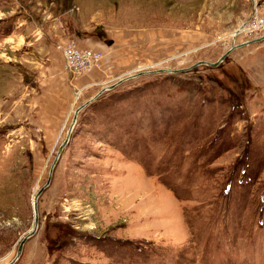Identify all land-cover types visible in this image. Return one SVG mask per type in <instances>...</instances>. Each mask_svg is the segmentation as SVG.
<instances>
[{
  "label": "rangeland",
  "instance_id": "374dc122",
  "mask_svg": "<svg viewBox=\"0 0 264 264\" xmlns=\"http://www.w3.org/2000/svg\"><path fill=\"white\" fill-rule=\"evenodd\" d=\"M257 18L264 0H0V264L80 105L11 264H264V39L238 45Z\"/></svg>",
  "mask_w": 264,
  "mask_h": 264
},
{
  "label": "water",
  "instance_id": "95a60500",
  "mask_svg": "<svg viewBox=\"0 0 264 264\" xmlns=\"http://www.w3.org/2000/svg\"><path fill=\"white\" fill-rule=\"evenodd\" d=\"M243 30V29H242ZM241 29H238L236 34L239 32V31H242ZM261 39H264V34L262 35V37L260 38H256L254 40H246L238 45H246V44H249L251 42H254L255 40H261ZM238 45H232L231 47H229L225 52H223L221 54V56L215 61V62H208L209 64L213 65V66H216L218 65L219 62H221L223 59H225V57L235 48L237 47ZM115 86V84H112V85H108L106 87H103L101 88V90L99 92H97V94L95 95V97L100 94L102 91L106 90V89H110V88H113ZM83 105H80L78 108L75 109L74 111V114H73V118H72V122H71V126L69 127L68 129V132H67V136L66 138L61 142L60 146L58 147V150H57V154H56V157H55V160L54 162L52 163L51 167H50V176L47 180V182L35 193V195L33 196V200H32V208H33V227L32 229L28 232V234H26V236H24L19 244H18V247H17V251H16V255L15 257L13 258V260H11L9 263L7 264H11L13 262H15L19 256L21 255L22 253V249H23V246L25 244V242L27 241V239L32 236L36 229H37V226H38V217H37V201H38V198L40 196V194L43 192L44 188L47 187L49 185V182H50V178H51V173L53 171V168H54V165L57 161V159L59 158L60 156V153H61V150L63 149L64 145L66 144L67 142V139L69 137V133L71 132V129H72V126L73 124L75 123V120H76V116H77V113L79 111V109L82 107Z\"/></svg>",
  "mask_w": 264,
  "mask_h": 264
},
{
  "label": "built area",
  "instance_id": "2783aa9c",
  "mask_svg": "<svg viewBox=\"0 0 264 264\" xmlns=\"http://www.w3.org/2000/svg\"><path fill=\"white\" fill-rule=\"evenodd\" d=\"M264 25V18H257L255 22L250 24V27L247 29H256L260 26ZM64 51L67 55V58L70 59V62L75 68H88L91 66L93 61L95 60V56H93L92 51L90 49L76 48L71 44H68Z\"/></svg>",
  "mask_w": 264,
  "mask_h": 264
}]
</instances>
